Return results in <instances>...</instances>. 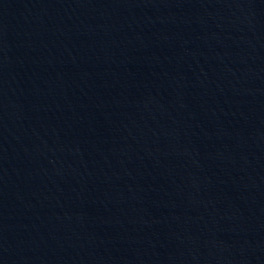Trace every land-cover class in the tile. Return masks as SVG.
<instances>
[{"label":"water","instance_id":"obj_1","mask_svg":"<svg viewBox=\"0 0 264 264\" xmlns=\"http://www.w3.org/2000/svg\"><path fill=\"white\" fill-rule=\"evenodd\" d=\"M0 264H264V0H0Z\"/></svg>","mask_w":264,"mask_h":264}]
</instances>
